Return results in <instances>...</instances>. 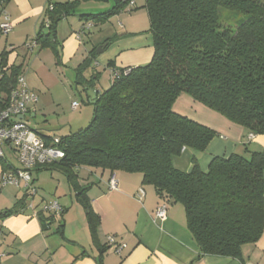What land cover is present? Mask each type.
<instances>
[{"label":"trees","instance_id":"trees-1","mask_svg":"<svg viewBox=\"0 0 264 264\" xmlns=\"http://www.w3.org/2000/svg\"><path fill=\"white\" fill-rule=\"evenodd\" d=\"M108 1L53 2L33 41L41 50L50 49L59 63L58 23L77 14L81 3ZM111 1L105 12L78 17L99 26L133 7V0ZM145 9L153 43L150 62L116 68L109 61L106 66L117 76L109 74L110 87L96 96L89 124L58 137L63 158L36 170L56 169L65 177L93 240L99 217L87 188L79 185L74 172L79 167L141 174L142 184L152 186L162 202L183 207L186 227L201 256L240 259L242 248L255 244L264 232V150L248 157H214L206 172L193 161L190 173L181 172L172 159L185 149L204 152L217 133L172 107L186 95L249 136H264V0H146ZM219 10L238 16L234 29L220 25ZM95 51L75 69L76 84L84 88L94 86L83 74L93 67ZM5 56L0 55V111L6 109L21 75L20 67L5 69ZM38 136L47 143L51 139ZM12 169L3 164V172ZM27 196L25 191L23 197ZM14 212L0 213V220ZM42 214L38 216L44 227L55 219ZM62 214L63 210L55 217ZM56 231L62 234V224Z\"/></svg>","mask_w":264,"mask_h":264},{"label":"crops","instance_id":"crops-1","mask_svg":"<svg viewBox=\"0 0 264 264\" xmlns=\"http://www.w3.org/2000/svg\"><path fill=\"white\" fill-rule=\"evenodd\" d=\"M145 3L146 0H133L132 9L127 8L99 26L84 22L78 14L105 12L112 7L113 1L81 3L77 14L64 17L57 25L59 63L50 49L25 48V44L33 41L40 31L49 0H8L0 5V24L2 11L7 13L12 24L9 34H0V55L6 53L5 69L13 65L20 67V73L38 98L23 117L33 131L52 138L84 129L91 121L96 96L104 91L99 90L101 76H94L98 68L103 67L108 73V89L110 68L106 65L109 61L116 68H133L150 62L153 43L148 32ZM104 44L106 47L102 52L96 53L90 73L94 86L83 88L82 94L78 86H72L76 82L75 69L92 49ZM73 92L79 93L83 104L86 102L85 106L78 105L73 110L75 114L70 112ZM172 109L217 133L204 152L185 149L179 157L172 159L173 167L181 172L194 166L193 161L200 171L206 172L214 157H228L233 153L248 157L250 152L264 150V136L249 138L244 129L186 95H181ZM3 164L19 167L15 155L5 149V159L0 158V181ZM74 172L79 185L87 188L91 207L99 217L96 238L91 237L84 211L76 202L75 193L65 177L56 169H35L31 172L32 186L36 189L32 199L23 197V189L0 183V213L15 211L0 220V264H264V232L255 244L242 248L240 259L201 256L186 227L184 209L180 204L167 203L165 220L153 218L161 200L152 186L142 184L141 174L112 173L87 167L76 168ZM55 173L63 176L66 183ZM42 174H47L52 183L48 190L38 185ZM112 175L116 176L118 188L110 191L108 182ZM140 188L144 196L139 201L135 195ZM50 202H57L63 214L61 219L54 216L55 219H50L44 227L38 213L44 204ZM42 215L51 218L52 214ZM61 224L62 234H59L56 230ZM109 236L126 244L120 256L106 246V237Z\"/></svg>","mask_w":264,"mask_h":264},{"label":"built area","instance_id":"built-area-1","mask_svg":"<svg viewBox=\"0 0 264 264\" xmlns=\"http://www.w3.org/2000/svg\"><path fill=\"white\" fill-rule=\"evenodd\" d=\"M74 1V0H68ZM5 0H0V5H3ZM133 3L131 2L130 5ZM48 10L52 9V2L49 0ZM3 21L0 24V34L7 35L12 30V24L5 11H2ZM34 41L25 44V48L32 50L35 48ZM127 73V72H126ZM111 77H116L117 72L110 70ZM2 74L0 73V79ZM37 95L32 92L27 84L24 75H19L16 80L15 87L9 94V101L6 109L0 111V158L5 159V149L13 153L16 157L18 168L12 169L1 174V185L14 186L28 192V198L36 194V189L32 186L33 181L31 172L38 167L58 162L64 156L60 149V139L52 137L49 142H45L40 138L23 120V117L28 112L29 107L37 102ZM77 103L71 104V109L76 110ZM252 136L250 135L249 138ZM118 188V182L115 175H112L108 182L110 191ZM144 191L138 189L135 197L137 200H142ZM168 206L162 202L154 211L153 218L156 220H165L167 217ZM43 213L59 216L62 209L57 202L44 204L40 210ZM106 246L113 248L114 254L120 256L126 244L117 241L114 236L106 237Z\"/></svg>","mask_w":264,"mask_h":264},{"label":"rangeland","instance_id":"rangeland-1","mask_svg":"<svg viewBox=\"0 0 264 264\" xmlns=\"http://www.w3.org/2000/svg\"><path fill=\"white\" fill-rule=\"evenodd\" d=\"M84 7L82 6L81 7V10L83 9ZM237 19H238V16L237 15H235L234 13H231V12H229V11H225V10H219V22H220V25H222V26H224V27H230V28H233L234 29V26H236V24H237ZM99 70H97V72L100 74V76H101V78H102V82H101V86H99L100 88H99V90H102V89H107L106 87H108V81H107V75H108V73H107V71H105L104 69H103V67H100V68H98ZM92 68H89L88 70H86L85 72H84V74H83V76H84V79L86 80V81H89L90 80V77H92L91 75H90V73H92ZM76 82H74V84H72V86L75 88V87H79V92L80 93H82V94H84L83 93V88H84V86L83 85H80V84H75ZM74 93V92H73ZM83 99H84V101H85V95H83ZM73 101H74V103H77L80 107H83V106H85L86 105V102L83 104L82 103V101L80 100V97H79V93L78 92H75L74 93V97H73V100H71V104L73 103ZM71 104H70V107H71ZM70 112L72 113V114H75V111H71L70 110ZM68 116L69 117H72L69 113H68ZM74 117V116H73ZM58 135H60L61 134V132L60 131H58V133H57ZM12 162L13 163H15L14 162V160L12 159ZM14 165V164H13ZM15 166V165H14ZM18 168V167H17ZM16 168V169H17ZM55 175H57L59 178H61V180H62V182H64V184L66 183L65 182V179H64V177L63 176H60V175H58V173H55ZM40 182H41V184H38V185H41V186H43V187H45L47 190L49 189L48 187L49 186H51L52 185V183H51V181L48 179V175L47 174H42L41 176H40Z\"/></svg>","mask_w":264,"mask_h":264},{"label":"water","instance_id":"water-1","mask_svg":"<svg viewBox=\"0 0 264 264\" xmlns=\"http://www.w3.org/2000/svg\"><path fill=\"white\" fill-rule=\"evenodd\" d=\"M106 47V45L104 44L103 46H100L96 49V53L100 54L102 52V50ZM193 169V166L191 168L188 169L187 173H190Z\"/></svg>","mask_w":264,"mask_h":264}]
</instances>
